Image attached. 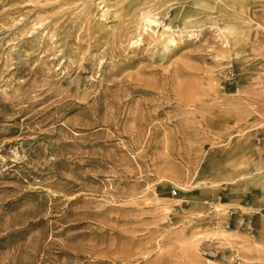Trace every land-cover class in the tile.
I'll list each match as a JSON object with an SVG mask.
<instances>
[{"label":"rangeland","instance_id":"rangeland-1","mask_svg":"<svg viewBox=\"0 0 264 264\" xmlns=\"http://www.w3.org/2000/svg\"><path fill=\"white\" fill-rule=\"evenodd\" d=\"M204 1L245 32L181 30ZM239 1L0 0V264H264V0Z\"/></svg>","mask_w":264,"mask_h":264},{"label":"bare ground","instance_id":"bare-ground-1","mask_svg":"<svg viewBox=\"0 0 264 264\" xmlns=\"http://www.w3.org/2000/svg\"><path fill=\"white\" fill-rule=\"evenodd\" d=\"M223 5L226 6V8H232V6L234 5V9L236 11H238L241 8V3L239 0H222ZM218 6H209L207 4L206 1L202 2L199 5L198 9H193V8H181L180 10L176 11L173 15V18L177 19L180 22V27L181 30L184 29V24L185 21L187 19H189L192 16L198 15L201 12H203L206 9H213L214 11H219L220 13H222L224 15V19H226V26L228 28L229 31H235L237 29H239V34H243L245 32L244 30V26L242 22H239L238 19L240 18V16L235 15L231 12H229V10L224 9V8H219ZM151 14V13H150ZM159 15V12H154L153 16H157ZM234 19V20H232ZM144 20L149 24V26H151L152 24H156L157 20L154 18H151V15H145ZM171 40V38L169 37L166 41L165 45H168L169 41ZM182 193L180 195V197L178 198H171V201L173 202H179L181 200V198H184V194H186V190H184V188H181Z\"/></svg>","mask_w":264,"mask_h":264}]
</instances>
